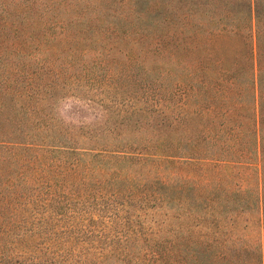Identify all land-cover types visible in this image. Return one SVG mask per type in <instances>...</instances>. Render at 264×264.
Segmentation results:
<instances>
[{
    "label": "trees",
    "instance_id": "16d2710c",
    "mask_svg": "<svg viewBox=\"0 0 264 264\" xmlns=\"http://www.w3.org/2000/svg\"><path fill=\"white\" fill-rule=\"evenodd\" d=\"M94 1L0 0V264H264V0Z\"/></svg>",
    "mask_w": 264,
    "mask_h": 264
},
{
    "label": "rangeland",
    "instance_id": "374dc122",
    "mask_svg": "<svg viewBox=\"0 0 264 264\" xmlns=\"http://www.w3.org/2000/svg\"><path fill=\"white\" fill-rule=\"evenodd\" d=\"M86 3L91 8H94L95 6L94 0H86ZM73 29L76 30V28ZM72 49L73 51L76 52V54L74 55L75 58L74 60L76 62V65L74 68L71 66V70H68L67 75L68 74L69 75L68 76L66 75L67 78L64 79V82L68 83L69 88L70 87L73 88V91L74 90L76 91L77 87L83 85L85 86V88H87L88 91L92 92L91 95L93 94L99 95L100 89H98V87L96 86V82L99 81L98 78L100 77V75H95L94 73L92 76H90V74H88L89 70L88 68H86L88 65H91V63L93 64V62H91L90 56L85 54L86 50H89V48H86V45L83 43L82 44L77 43L76 46H74ZM51 58H53V56H50V59ZM72 72L74 73L70 74ZM85 73L88 75L85 76L84 75ZM100 81L104 82V78H101ZM90 87L97 88L98 91H94V89L91 90ZM85 102L86 101L78 102L77 100H67L62 103L61 108L63 109L64 114H66L70 118L75 119L76 124L90 123L95 120V117L92 115L91 110H89L86 106L83 105V103ZM56 224H58V222ZM60 226L62 229H64L66 228L67 223L62 221L60 222Z\"/></svg>",
    "mask_w": 264,
    "mask_h": 264
}]
</instances>
